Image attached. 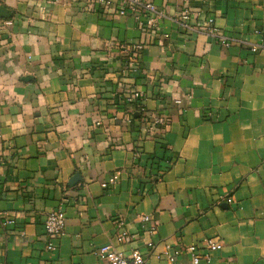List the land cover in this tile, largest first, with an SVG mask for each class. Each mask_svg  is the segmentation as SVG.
I'll use <instances>...</instances> for the list:
<instances>
[{
	"label": "crops",
	"instance_id": "1",
	"mask_svg": "<svg viewBox=\"0 0 264 264\" xmlns=\"http://www.w3.org/2000/svg\"><path fill=\"white\" fill-rule=\"evenodd\" d=\"M151 2L154 29L91 0H0V264H107L103 245L264 264V0ZM127 43L143 44L136 69Z\"/></svg>",
	"mask_w": 264,
	"mask_h": 264
},
{
	"label": "built area",
	"instance_id": "2",
	"mask_svg": "<svg viewBox=\"0 0 264 264\" xmlns=\"http://www.w3.org/2000/svg\"><path fill=\"white\" fill-rule=\"evenodd\" d=\"M98 8H115L119 15L130 14L134 16L139 21L141 28L147 25V28L154 29L153 26L156 24V16L160 13L155 8L151 0H120L118 2H113V0H91ZM155 14L154 17L150 16ZM146 19V23L141 20V17ZM210 32L216 35L215 28H209ZM220 42L228 46L230 41L225 36H219ZM143 49V44L140 43H127L120 46V51L122 52L124 58L123 68L124 70L136 69L139 64L140 52ZM257 46H252L251 50L255 51ZM131 97H140L139 93L135 92ZM152 127H158L161 130H166L169 125L168 117L153 116L148 121ZM1 165V163H0ZM116 176L110 178V183L114 184L116 182ZM231 202V199H227ZM150 220L149 216H143L142 221L147 222ZM43 227L45 235L47 237L46 248L53 249L55 247L52 240L59 238L65 228V215L61 209H57L45 214ZM155 232V227L148 229V233L153 234ZM119 242H123L128 238V234L125 231L118 232L116 236ZM148 246H152L149 242ZM204 249L208 251H214L221 249L222 244L220 240L214 238H206L203 241ZM197 245H183L178 248H171L170 245H165L163 250L156 254L157 258L165 259L167 262H173L176 257L182 253H189L192 256V262L194 264L198 263L201 256L199 255ZM97 255L107 261V264H143L145 257L138 250H132L128 255L123 254L120 251L115 250L111 245H103L97 249ZM208 259V255L206 256Z\"/></svg>",
	"mask_w": 264,
	"mask_h": 264
},
{
	"label": "water",
	"instance_id": "3",
	"mask_svg": "<svg viewBox=\"0 0 264 264\" xmlns=\"http://www.w3.org/2000/svg\"><path fill=\"white\" fill-rule=\"evenodd\" d=\"M6 9L3 6H0V17H7V13H5ZM80 174L75 173V175L71 178L69 184L73 185L75 184L78 180H80Z\"/></svg>",
	"mask_w": 264,
	"mask_h": 264
}]
</instances>
